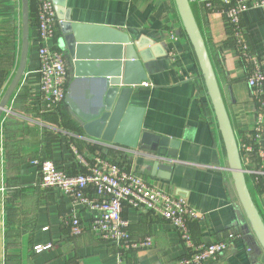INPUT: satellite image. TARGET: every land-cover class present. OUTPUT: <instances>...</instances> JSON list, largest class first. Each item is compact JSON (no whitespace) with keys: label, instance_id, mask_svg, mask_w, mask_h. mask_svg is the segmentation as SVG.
Masks as SVG:
<instances>
[{"label":"crops","instance_id":"obj_1","mask_svg":"<svg viewBox=\"0 0 264 264\" xmlns=\"http://www.w3.org/2000/svg\"><path fill=\"white\" fill-rule=\"evenodd\" d=\"M55 1V5L63 6L60 15L68 12L72 23L119 29L139 46L140 50H135L144 55L145 61L141 60L147 79L134 88L131 101L144 109L142 131L177 142V158L163 163L171 167L170 173L153 176L154 153L94 140L85 134L81 121L65 102L53 107L41 103L36 28L29 20L24 75L0 117V264H119L115 245L89 231L71 235L67 215L74 212L81 222L88 223L90 212L72 206L59 190L39 186L35 161H51L67 175L86 171L85 165L74 162L73 148L87 166L96 157H103L151 186L185 200L198 214L189 223L195 244L208 245L230 232L242 233L243 237L231 243L218 261L208 264H264L263 251L242 230L247 220L174 0ZM204 2L193 0L190 5L239 144L250 139L255 122L247 72L224 17L206 9ZM240 23L249 49L262 61L264 72V8L246 11ZM21 32L20 0H0V101L18 67ZM60 32L58 20L55 38L49 42L58 51ZM67 63L70 73L68 58ZM262 146L264 149V141ZM158 173H167L169 179L157 177ZM247 178L250 194L264 219V186ZM123 217L131 239L149 236L153 245L129 251L122 264H174L184 256L178 234L161 217L132 209H125ZM36 246L49 247L36 252Z\"/></svg>","mask_w":264,"mask_h":264},{"label":"built area","instance_id":"obj_2","mask_svg":"<svg viewBox=\"0 0 264 264\" xmlns=\"http://www.w3.org/2000/svg\"><path fill=\"white\" fill-rule=\"evenodd\" d=\"M34 3L40 102L53 107L64 102L70 73L66 56L49 46L55 38L58 23L53 1L34 0ZM204 3L206 9L224 17L238 59L246 68V83L255 105V122L252 136L240 142L238 149L246 176L251 177L254 184L264 186V72L262 61L249 49L240 23L246 11L264 8V0H205ZM73 159L85 165L86 171L67 175L51 161H35L39 186L44 190H59L72 206H80L90 212L88 223L81 222L74 212L67 215L65 219L70 225L71 235L89 231L96 238L115 245L119 249V264L123 263L129 251L148 249L153 245L149 236L131 239L128 222L123 217L125 209L155 214L174 229L185 250L184 256L174 264L216 262L231 243L243 237L242 233L230 232L211 244L197 245L190 233L189 223L198 214L189 208L185 200L176 199L168 192L151 186L131 171L103 157H96L92 165L87 166L81 153L73 148ZM48 247L36 246L34 251L40 252Z\"/></svg>","mask_w":264,"mask_h":264},{"label":"water","instance_id":"obj_3","mask_svg":"<svg viewBox=\"0 0 264 264\" xmlns=\"http://www.w3.org/2000/svg\"><path fill=\"white\" fill-rule=\"evenodd\" d=\"M61 38L58 49L68 58L70 82L64 102L81 121L85 134L100 142L130 150L141 148L154 153L153 176L171 172L170 163L177 158L178 143L142 131L144 109L133 106L134 88L146 81L142 67L145 61L139 46L130 42L119 29L72 23L71 17L60 15L62 4L52 0ZM193 0H174L183 30L194 51L223 142L228 170L235 192L247 220L242 227L251 232L264 252V221L250 194L246 171L242 167L237 140L221 95L217 78L199 25L191 9ZM21 0V51L17 70L0 101V117L24 75L29 44V5ZM142 57V58H141ZM140 58V59H139ZM142 59V60H141ZM157 177L169 179L168 174Z\"/></svg>","mask_w":264,"mask_h":264},{"label":"trees","instance_id":"obj_4","mask_svg":"<svg viewBox=\"0 0 264 264\" xmlns=\"http://www.w3.org/2000/svg\"><path fill=\"white\" fill-rule=\"evenodd\" d=\"M28 5H29V20H31L32 22H34V24H35V18H34V15H35V5H34V0H28ZM32 11V12H31ZM64 103V102H63ZM60 169V168H59ZM246 182H248V178H247V176H246ZM263 221H264V219H263ZM248 235V237H251V239H252V244H254L256 247H257V249L259 250H261V248H260V246L258 245V243H257V241H256V239H255V237H254V235L252 234V233H246V236Z\"/></svg>","mask_w":264,"mask_h":264},{"label":"rangeland","instance_id":"obj_5","mask_svg":"<svg viewBox=\"0 0 264 264\" xmlns=\"http://www.w3.org/2000/svg\"><path fill=\"white\" fill-rule=\"evenodd\" d=\"M20 3H21V0H20ZM264 253V252H263Z\"/></svg>","mask_w":264,"mask_h":264}]
</instances>
